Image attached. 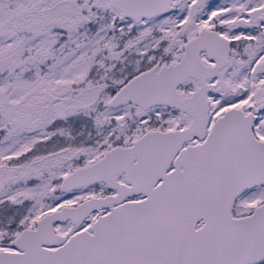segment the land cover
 Wrapping results in <instances>:
<instances>
[{
  "label": "snow or ice",
  "instance_id": "obj_1",
  "mask_svg": "<svg viewBox=\"0 0 264 264\" xmlns=\"http://www.w3.org/2000/svg\"><path fill=\"white\" fill-rule=\"evenodd\" d=\"M0 264H264V0H0Z\"/></svg>",
  "mask_w": 264,
  "mask_h": 264
}]
</instances>
